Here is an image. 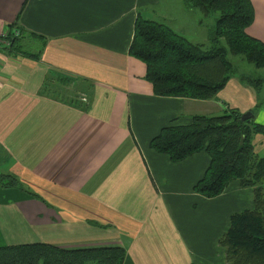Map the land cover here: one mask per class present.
<instances>
[{
    "label": "crops",
    "instance_id": "crops-1",
    "mask_svg": "<svg viewBox=\"0 0 264 264\" xmlns=\"http://www.w3.org/2000/svg\"><path fill=\"white\" fill-rule=\"evenodd\" d=\"M251 3L246 32L264 43V0ZM157 5L160 0H0V31L9 24L22 31L18 50L9 54L0 46V176L16 177L39 198L0 186V246L119 245L123 264H225L218 240L231 215L252 209V189L232 181L220 196L205 198L193 188L209 155L174 163L149 142L195 115L230 108L244 114L257 97L233 78L208 100L155 96L145 65L128 50L138 11L171 28ZM189 14L178 20L182 36L189 23L200 25ZM61 77L71 80L79 99L55 91ZM48 79L50 92L43 90ZM254 120L264 126V107ZM253 146L264 153V138L256 135Z\"/></svg>",
    "mask_w": 264,
    "mask_h": 264
},
{
    "label": "trees",
    "instance_id": "trees-1",
    "mask_svg": "<svg viewBox=\"0 0 264 264\" xmlns=\"http://www.w3.org/2000/svg\"><path fill=\"white\" fill-rule=\"evenodd\" d=\"M182 4L201 17L216 15L208 47L191 43L161 20L146 19L139 11L136 15L128 54L145 65L144 79L151 84L155 96L212 99L234 75L228 53L243 56L256 69L264 68V43L246 32L254 19L251 0H182ZM6 29L10 44L5 49L12 54L19 49V38L11 36L14 31L22 35V31L15 24ZM23 54L33 60L40 57ZM61 78L53 79L59 86L71 83L70 79ZM49 79L43 90L50 92L53 85ZM240 80L247 83L245 77L240 76ZM262 84L264 78L251 79L247 85L255 90L256 103L260 101ZM261 107L264 99L249 112L255 116ZM241 116L233 108L217 116L195 115L187 126L162 128L150 140L149 147L174 163L196 153H207L210 163L193 188L205 198L219 196L232 181L241 188L252 189V209L230 216L229 227L218 244L224 249L225 264H264V155H257L253 146L256 135L264 137V126L256 123L254 117L242 120ZM0 186L24 190L39 200L16 177L1 175ZM125 256L119 245L72 250L47 243L0 246V264H123Z\"/></svg>",
    "mask_w": 264,
    "mask_h": 264
},
{
    "label": "rangeland",
    "instance_id": "rangeland-1",
    "mask_svg": "<svg viewBox=\"0 0 264 264\" xmlns=\"http://www.w3.org/2000/svg\"><path fill=\"white\" fill-rule=\"evenodd\" d=\"M156 8H157V11L161 13L160 17H163V18H166V20H169L171 28L177 33H179V31H178V26H179L178 20L180 19L181 16H184V15L189 16L190 15L189 12H191L192 14L193 13L197 14L200 18L199 19L200 25H199L198 29H195L189 23V26L184 31H182V34L187 39H192V40L195 39L196 41H199L198 43H204L205 48L209 46V39L208 38H209V33L215 24V17H216L215 14H210L209 16L201 17V14H198V13L190 11V10L188 11L184 7V5L182 4V0H160V5L159 6L157 5ZM183 10L186 13L183 14ZM193 34L198 39L192 38ZM20 37H21V34H20ZM20 37H18V38L20 39ZM23 49L27 51V48H23ZM227 60L231 63L232 67L235 69L234 75L232 77L233 79L231 81V82H234V84L239 83V84H242L244 86H247V85H250L251 79L254 80V79H258V78H264V68L256 69L253 65H251L250 63H247L244 60L243 56H235V55L228 53L227 54ZM240 76L245 77V79L247 80V83L244 82L245 83L244 84L240 80ZM70 85H71V83L69 82L65 86L62 85L61 87H58L57 90H55V91L56 92L59 91V95H61V97H64L65 99H70V98H74V97L79 99L80 95L76 94L75 89H72L70 87ZM57 86H59V84H57ZM252 90L254 91V93H256L253 88H252ZM236 97H238V96H236ZM263 99H264V84H262L260 86V101H263ZM220 114H221V112L214 113V115H220ZM261 137H263V136H261ZM258 144H259V140H258ZM258 144H257V148H258ZM263 155H264V153L260 154V156H263ZM214 198H216V197H214ZM0 199H3V197L0 196ZM209 199H213V198H209ZM219 247L224 252V249L220 245H219Z\"/></svg>",
    "mask_w": 264,
    "mask_h": 264
},
{
    "label": "built area",
    "instance_id": "built-area-1",
    "mask_svg": "<svg viewBox=\"0 0 264 264\" xmlns=\"http://www.w3.org/2000/svg\"><path fill=\"white\" fill-rule=\"evenodd\" d=\"M7 34H8V31L7 29H4V30H1L0 31V46H4V47H7L9 46V40L7 38ZM18 38L20 37V32L19 31H14V34L13 36H11V38ZM82 102H86L87 100L85 99V97H82L81 98Z\"/></svg>",
    "mask_w": 264,
    "mask_h": 264
},
{
    "label": "water",
    "instance_id": "water-1",
    "mask_svg": "<svg viewBox=\"0 0 264 264\" xmlns=\"http://www.w3.org/2000/svg\"><path fill=\"white\" fill-rule=\"evenodd\" d=\"M253 117H254V116L252 115V113L248 111V112L242 114L241 119H242V120H246V119H248V118H253Z\"/></svg>",
    "mask_w": 264,
    "mask_h": 264
}]
</instances>
